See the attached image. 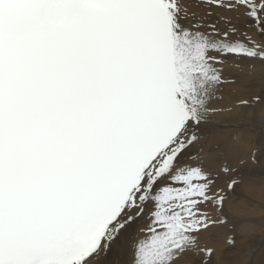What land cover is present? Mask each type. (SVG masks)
Here are the masks:
<instances>
[{
	"label": "snow or ice",
	"instance_id": "obj_1",
	"mask_svg": "<svg viewBox=\"0 0 264 264\" xmlns=\"http://www.w3.org/2000/svg\"><path fill=\"white\" fill-rule=\"evenodd\" d=\"M257 66L264 0H0V264H214L221 178L264 170L216 117H264V87L222 103Z\"/></svg>",
	"mask_w": 264,
	"mask_h": 264
},
{
	"label": "bare ground",
	"instance_id": "obj_2",
	"mask_svg": "<svg viewBox=\"0 0 264 264\" xmlns=\"http://www.w3.org/2000/svg\"><path fill=\"white\" fill-rule=\"evenodd\" d=\"M239 73L236 68L230 69ZM264 87V68L257 66L249 75L241 76L239 89L228 86L224 91V105L234 103L238 95L248 94ZM216 119L225 124L239 126L240 140L238 150L244 154L247 144L252 140L264 139V117L259 112L249 114L248 110L235 109L232 112L220 114ZM218 135L228 139L234 129L219 128ZM240 183L234 192H229L226 177L220 183L225 187L226 201L223 212L228 223L222 224L206 234V243L214 248V264H243L242 250L250 243L264 236V170L248 164L242 165ZM221 220L224 217H220ZM235 234L239 242L238 248H232L227 243L229 235ZM116 256H101L95 264H115Z\"/></svg>",
	"mask_w": 264,
	"mask_h": 264
}]
</instances>
